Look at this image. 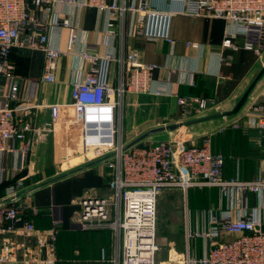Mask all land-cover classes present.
I'll list each match as a JSON object with an SVG mask.
<instances>
[{
	"label": "built area",
	"instance_id": "obj_1",
	"mask_svg": "<svg viewBox=\"0 0 264 264\" xmlns=\"http://www.w3.org/2000/svg\"><path fill=\"white\" fill-rule=\"evenodd\" d=\"M54 0H0V152L27 156L33 146V135L42 127L36 121L39 109L48 107L55 145V160L62 165L85 166L93 162L108 169V194H90L80 198L78 219L83 232H108L113 236L116 256L114 264H156L158 242L159 196L165 189L181 188L187 198L191 188H217L220 209L204 210L193 224L186 204L187 258L182 264H264V176L250 179L225 176L226 156L213 149V133L206 134L200 146H188L183 141L159 140L140 142L127 148L122 138V113L117 96L127 91H149L153 65L144 64L137 52L120 60L130 71L129 79L115 87L107 66L118 61L114 56H102L82 49L88 68L74 84L73 100L69 103L42 104L30 97H21V81L14 50H40L44 54L41 80L56 81L58 59L76 54L77 34L68 18L57 13L38 17L34 10L51 11ZM78 8L93 7L109 14L112 20L136 14L137 26L149 39L169 36V22L174 13L160 10L148 2L139 5L118 4L108 0H65ZM34 7V10L31 8ZM184 12L195 16L218 17L231 26L224 47L264 52V0H184ZM69 28L66 45L55 47L48 30ZM113 33V32H112ZM242 39L240 44L239 39ZM197 47V44H192ZM160 94L161 92L158 91ZM177 96L181 121L202 116L217 105L203 96ZM102 110L105 117H101ZM251 127L264 140V101H257L248 110ZM94 118L97 129L89 132V120ZM112 127H111V126ZM238 127V122L233 123ZM109 126V127H108ZM110 129L109 133L105 128ZM107 139V140H106ZM19 141L15 148L13 142ZM22 190L9 185L0 198V232L38 233L36 248L6 240L0 252V263L57 264L60 225L54 222L50 232L38 231L35 219L24 220L26 206ZM258 205L250 206L251 196ZM187 203V202H186ZM37 215L38 208L31 207ZM199 212V211H198ZM227 235L235 237L227 240ZM203 241L201 256H195L191 242ZM45 250L46 256H41ZM23 254L22 258L18 253ZM106 253L104 251V258Z\"/></svg>",
	"mask_w": 264,
	"mask_h": 264
},
{
	"label": "crops",
	"instance_id": "obj_2",
	"mask_svg": "<svg viewBox=\"0 0 264 264\" xmlns=\"http://www.w3.org/2000/svg\"><path fill=\"white\" fill-rule=\"evenodd\" d=\"M115 1L127 5H139L149 1L157 9L172 11L174 15L169 22L171 40L147 38L137 26L136 14L128 13L124 18L112 20L106 12L93 7L78 8L65 0H54L48 14L31 7L38 17L49 15L48 18L51 19L57 13L59 17L70 20L77 34L76 54L61 56L58 59L56 81L47 83L41 80L43 52L14 50L13 57L24 76L21 81L22 98L30 97L47 105L71 102L74 84L81 80L83 71L89 66L78 55L86 47L102 56H114L118 59L107 66L110 81L117 87L123 77H130V71L127 67L123 70L120 60H125L129 53L135 51L144 64L153 65L154 69L150 75V90L127 91L122 108L119 109L122 113V138L129 144L148 130L182 120L176 95L203 96L217 102V105L200 117L233 110L264 67V52L257 54L243 47L234 49L223 46V41L231 30L226 20L187 14L183 11L184 0H108L109 3ZM69 31L68 27H50L48 34L52 45H66ZM239 42L241 44V38ZM192 44L198 46L193 47ZM257 101H264V75L236 115L199 122L174 131L167 130L168 132L160 135H166L165 139L172 141H183L188 146H200L203 138L211 131L214 151H222L227 156L226 177H235L238 174L243 179L260 174L264 176V140L259 141L258 131L251 127L248 115L249 108ZM36 115L42 131L39 136L33 135V146L28 155L0 152V198L4 195V184L11 183L18 190H22L21 201L28 206L24 211V220L35 219L39 232H50L54 222L59 223L57 264H114L110 261L115 258L117 251L113 236L108 232H83L77 216L81 208L80 198L90 194H108V169L96 163L74 172L83 166L57 163L53 136L49 131L50 109L41 108ZM101 117H105L103 110ZM236 121L238 127L233 125ZM88 127L90 133L99 131L94 118L89 120ZM108 127L105 130L109 133ZM177 131L183 137L171 138L172 133ZM149 138L144 141H156L152 136ZM13 145L17 148L20 142L16 140ZM60 176L62 177L59 178ZM55 178L59 179L51 182ZM168 189V192L182 190ZM192 190L193 196L188 194L186 202L188 201L193 224L200 218L198 211L202 212V208L209 211L221 208L222 200L217 188ZM196 191H199L198 195ZM194 196H200V200L193 201ZM257 205V197L251 196L250 206ZM33 206L38 208L37 215L32 212ZM185 217L186 209L183 222ZM185 231L186 225L184 235ZM38 237V233L0 232V252L6 240L36 248ZM234 237L227 235L225 239ZM194 241L197 245L202 242L198 239ZM192 253L198 257L202 255L198 250ZM41 256H46L45 250L41 252ZM18 257L22 258L23 254L19 252Z\"/></svg>",
	"mask_w": 264,
	"mask_h": 264
},
{
	"label": "rangeland",
	"instance_id": "obj_3",
	"mask_svg": "<svg viewBox=\"0 0 264 264\" xmlns=\"http://www.w3.org/2000/svg\"><path fill=\"white\" fill-rule=\"evenodd\" d=\"M117 99L118 101H122L120 104V108H122L124 97L121 99V97H119L118 95ZM224 118H228V117H224ZM163 133L164 132L156 135H152V139L156 141L169 140V139H165L166 135L165 136L160 135ZM210 133L212 132L210 131L207 134ZM172 134L173 136L171 138L174 139H178L176 137H183L180 133H178V131ZM159 136H163V137H159ZM156 141H152V142H156ZM142 142H151V141H142ZM125 143L127 144L126 141ZM192 189H197V188L189 189L188 194H190L191 197L193 196ZM168 190L169 189H165L158 199V202L160 203L159 225H158V242L160 249L156 253V264H182L183 260L186 261L188 254L187 244L184 237L186 220L185 222H183V216L185 214V209H186L185 204H186V199L188 200V195L186 198L183 190L178 191L175 189L172 192H168ZM179 192H181V194ZM198 200H200V196H196V198L194 196L193 201L196 202ZM202 209L203 211L206 210V208H202ZM200 212L201 211H199V213ZM189 213L191 214V211H189ZM191 247L193 251L198 250L199 254H201L203 250V241L201 242L200 245H197L195 241H192Z\"/></svg>",
	"mask_w": 264,
	"mask_h": 264
},
{
	"label": "water",
	"instance_id": "obj_4",
	"mask_svg": "<svg viewBox=\"0 0 264 264\" xmlns=\"http://www.w3.org/2000/svg\"><path fill=\"white\" fill-rule=\"evenodd\" d=\"M263 75H264V67L258 73L256 78L253 80V82L248 87V89L243 94V96L241 97L240 101L238 102V104L235 106V108L233 110L228 111V112H224V113H216V114H212V115H209V116H203V117H199V118H195V119H191V120L180 121V122H176V123L169 124V125H166V126H161V127H158V128H153L151 130H148L144 134L140 135L138 138H136L131 143H129L127 145V148L144 141L145 139L149 138L152 135H155V134H158V133H162V132H165L167 130L174 131V130H178V129L182 128V127H186V126H189V125H192V124H196V123H199V122L208 121V120H211V119H216V118H221V117H229V116L236 115L241 110V108L244 106V104L248 100V97H249L250 93L252 92V90L254 89V87L256 86V84L258 83V81L261 79V77ZM97 162H93L91 164L85 165V166L75 170L74 172H77V171L85 169V168H87L89 166H92V165L96 164ZM71 173H73V172H71ZM62 176H60L59 178H61ZM59 178H55V179L51 180V182L54 181V180H57ZM25 193H23V194H25Z\"/></svg>",
	"mask_w": 264,
	"mask_h": 264
},
{
	"label": "trees",
	"instance_id": "obj_5",
	"mask_svg": "<svg viewBox=\"0 0 264 264\" xmlns=\"http://www.w3.org/2000/svg\"><path fill=\"white\" fill-rule=\"evenodd\" d=\"M189 146H191V145H189ZM217 150H215V152H216ZM226 156V155H225ZM226 159H227V156H226ZM9 185H11V183H6V184H4V186H3V190L5 191V189H6V187H8ZM199 192V191H198ZM197 191H196V195H198L199 193H198Z\"/></svg>",
	"mask_w": 264,
	"mask_h": 264
},
{
	"label": "bare ground",
	"instance_id": "obj_6",
	"mask_svg": "<svg viewBox=\"0 0 264 264\" xmlns=\"http://www.w3.org/2000/svg\"><path fill=\"white\" fill-rule=\"evenodd\" d=\"M111 126V125H110Z\"/></svg>",
	"mask_w": 264,
	"mask_h": 264
}]
</instances>
